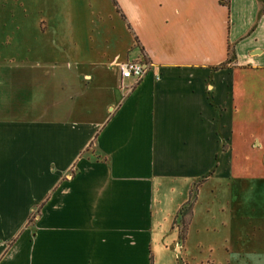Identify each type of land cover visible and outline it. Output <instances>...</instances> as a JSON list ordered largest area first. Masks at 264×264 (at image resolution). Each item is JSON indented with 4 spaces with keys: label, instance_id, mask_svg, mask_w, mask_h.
Wrapping results in <instances>:
<instances>
[{
    "label": "crops",
    "instance_id": "crops-1",
    "mask_svg": "<svg viewBox=\"0 0 264 264\" xmlns=\"http://www.w3.org/2000/svg\"><path fill=\"white\" fill-rule=\"evenodd\" d=\"M222 1L115 0L125 49L82 59L66 33L38 56L0 55V264H169L187 251L194 211L182 239L176 216L234 129L224 76L264 54L260 0ZM122 61L147 71L121 82ZM218 213L207 263L222 264L221 235L223 264H264V222Z\"/></svg>",
    "mask_w": 264,
    "mask_h": 264
},
{
    "label": "rangeland",
    "instance_id": "rangeland-1",
    "mask_svg": "<svg viewBox=\"0 0 264 264\" xmlns=\"http://www.w3.org/2000/svg\"><path fill=\"white\" fill-rule=\"evenodd\" d=\"M222 2L227 5L229 0ZM260 12H264V0H260ZM66 33L70 36L67 45L75 42L79 56L89 60L97 56L94 49H125L131 42V33L112 0H0L1 57H29L19 52L29 48L31 55L38 56V52L55 47L59 36ZM255 39L256 45H264L262 34L252 37L253 43ZM235 55L230 46L228 65L235 62ZM258 59L248 66H234L224 76L231 89L226 101L229 126L234 125L225 146L228 152L218 162L216 176L210 175L199 185L200 177L194 181L188 199L193 202L194 216L191 235L185 243L187 251L178 252L179 260L174 258L169 264H208L205 228L211 220V209L218 216L214 223L223 217L218 213L222 207L228 211L232 206L239 212L236 221L264 222V54ZM190 219L189 215L176 216L174 225L179 236ZM222 238L215 236L213 242L218 248L215 255L223 264ZM177 246L184 248L182 244Z\"/></svg>",
    "mask_w": 264,
    "mask_h": 264
},
{
    "label": "built area",
    "instance_id": "built-area-1",
    "mask_svg": "<svg viewBox=\"0 0 264 264\" xmlns=\"http://www.w3.org/2000/svg\"><path fill=\"white\" fill-rule=\"evenodd\" d=\"M116 65L121 82L127 78H132L134 83H137L147 71L146 63L143 64L141 61H122ZM124 89L130 91L132 86L125 87Z\"/></svg>",
    "mask_w": 264,
    "mask_h": 264
},
{
    "label": "trees",
    "instance_id": "trees-1",
    "mask_svg": "<svg viewBox=\"0 0 264 264\" xmlns=\"http://www.w3.org/2000/svg\"><path fill=\"white\" fill-rule=\"evenodd\" d=\"M114 6L116 7V10L119 12L120 16L122 19H124V15L122 14V12L120 11V9L118 8L115 0H112ZM229 54V53H228ZM229 59V58H228ZM205 179H202L198 182V185L201 183V182H204ZM178 214L181 215V217L183 218V216L185 215H189V217H192V214H193V202L191 200H189L187 203H185L181 208L180 210L178 211ZM184 233H185V226L184 228H182V233L180 235V238L182 239L183 236H184Z\"/></svg>",
    "mask_w": 264,
    "mask_h": 264
}]
</instances>
